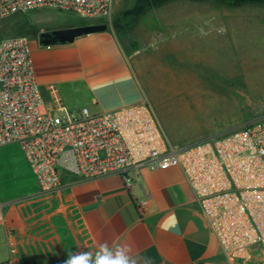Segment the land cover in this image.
I'll use <instances>...</instances> for the list:
<instances>
[{
	"label": "built area",
	"instance_id": "obj_1",
	"mask_svg": "<svg viewBox=\"0 0 264 264\" xmlns=\"http://www.w3.org/2000/svg\"><path fill=\"white\" fill-rule=\"evenodd\" d=\"M114 1L0 0V25L42 8L103 20ZM3 147L21 151L42 194L59 193L71 179L119 176L130 184L142 168H179L219 247L218 260L193 264H264V117L228 135L179 145L147 96L104 113L53 110L36 77L30 38L19 34L0 41ZM4 208L0 201V224Z\"/></svg>",
	"mask_w": 264,
	"mask_h": 264
},
{
	"label": "crops",
	"instance_id": "obj_2",
	"mask_svg": "<svg viewBox=\"0 0 264 264\" xmlns=\"http://www.w3.org/2000/svg\"><path fill=\"white\" fill-rule=\"evenodd\" d=\"M31 45L37 80L53 110L73 111L72 100H85L92 113H104L143 97L128 54L111 31L57 46H41L37 37ZM134 176L130 184L119 176L71 179L48 196L21 151L0 148V264H63L69 253L95 254L103 243L129 247L138 264L219 259L217 240L181 169L142 168Z\"/></svg>",
	"mask_w": 264,
	"mask_h": 264
},
{
	"label": "rangeland",
	"instance_id": "obj_3",
	"mask_svg": "<svg viewBox=\"0 0 264 264\" xmlns=\"http://www.w3.org/2000/svg\"><path fill=\"white\" fill-rule=\"evenodd\" d=\"M100 25L120 38L143 97L177 144L264 117V0H115L103 20L42 8L4 21L0 41ZM73 101V111L88 107Z\"/></svg>",
	"mask_w": 264,
	"mask_h": 264
},
{
	"label": "clouds",
	"instance_id": "obj_4",
	"mask_svg": "<svg viewBox=\"0 0 264 264\" xmlns=\"http://www.w3.org/2000/svg\"><path fill=\"white\" fill-rule=\"evenodd\" d=\"M177 221H170L175 225ZM127 246L110 247L107 243L99 246L95 254L87 251H75L68 254L63 264H138V261L131 254Z\"/></svg>",
	"mask_w": 264,
	"mask_h": 264
},
{
	"label": "water",
	"instance_id": "obj_5",
	"mask_svg": "<svg viewBox=\"0 0 264 264\" xmlns=\"http://www.w3.org/2000/svg\"><path fill=\"white\" fill-rule=\"evenodd\" d=\"M106 26H77L41 31L38 40L41 46H57L73 43L78 37L106 30Z\"/></svg>",
	"mask_w": 264,
	"mask_h": 264
}]
</instances>
